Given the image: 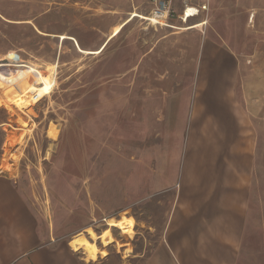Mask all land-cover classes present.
<instances>
[{"label":"rangeland","instance_id":"rangeland-1","mask_svg":"<svg viewBox=\"0 0 264 264\" xmlns=\"http://www.w3.org/2000/svg\"><path fill=\"white\" fill-rule=\"evenodd\" d=\"M186 1L173 0L165 27L146 21L150 0H0V172L21 183L57 238L96 262L119 254L143 264L159 241L186 151L207 127L204 104L217 101L212 74L201 77L208 48L217 63L222 50L237 57L220 98L245 111L241 264L264 263V0H210L184 23ZM18 70L45 91L38 102L7 98Z\"/></svg>","mask_w":264,"mask_h":264},{"label":"crops","instance_id":"crops-1","mask_svg":"<svg viewBox=\"0 0 264 264\" xmlns=\"http://www.w3.org/2000/svg\"><path fill=\"white\" fill-rule=\"evenodd\" d=\"M220 56L223 62L217 63L208 48L203 50L201 77L212 74L217 101L204 104L207 127L201 145L186 151L178 191L160 239L145 254L143 264H241L249 197L245 111L237 101H221L222 96L229 98L226 78L234 82L238 62L231 52L222 50ZM198 109L195 101L193 137L201 104ZM20 184L0 172V264H134L130 259L126 263L119 254L96 262L98 257L87 254L86 248L85 252L71 241L57 238L55 228L26 199ZM105 231L98 236L101 244Z\"/></svg>","mask_w":264,"mask_h":264},{"label":"bare ground","instance_id":"bare-ground-1","mask_svg":"<svg viewBox=\"0 0 264 264\" xmlns=\"http://www.w3.org/2000/svg\"><path fill=\"white\" fill-rule=\"evenodd\" d=\"M193 13H194V11L192 9H189L187 11L186 17L189 19L190 17H192L194 15ZM135 17L144 18L143 16H140L137 13H133L132 14V18H135ZM188 19H187V21H188ZM130 20H132V19H130ZM130 20H128L127 22H129ZM126 23H124L123 25L119 26L115 30L112 38L115 37V35H117L121 31L122 27ZM203 25H205V24H202V25L199 24V25H196V26H193V27L186 28L184 30L195 29V28H198V27L203 26ZM17 72H18V74L16 76H14L13 78H9L8 79V83L7 84H11L10 87H9V89H11V90L7 89L8 90V97H7L8 99H10L12 101L16 100V104L18 106H21V105L26 106L27 103H28L27 100H29V99L31 100L32 99L35 102H38L39 99L44 97L45 91L38 90L34 86V81L28 76L27 71L25 72V71H19L18 70ZM11 74H12V72H11Z\"/></svg>","mask_w":264,"mask_h":264},{"label":"built area","instance_id":"built-area-1","mask_svg":"<svg viewBox=\"0 0 264 264\" xmlns=\"http://www.w3.org/2000/svg\"><path fill=\"white\" fill-rule=\"evenodd\" d=\"M194 2L197 3L193 5ZM150 4H152L153 9L150 16L146 20L149 25L165 27L169 26L170 20L173 18L171 14L173 0H150ZM186 4V11L184 12L183 16L180 17L184 23H187L188 18L186 17V15L189 9H192L194 11V15L189 19L198 17L201 12H208L210 0H187Z\"/></svg>","mask_w":264,"mask_h":264}]
</instances>
